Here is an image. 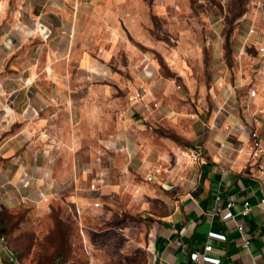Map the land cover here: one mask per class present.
Listing matches in <instances>:
<instances>
[{
	"label": "crops",
	"instance_id": "obj_1",
	"mask_svg": "<svg viewBox=\"0 0 264 264\" xmlns=\"http://www.w3.org/2000/svg\"><path fill=\"white\" fill-rule=\"evenodd\" d=\"M151 32L142 0H1L0 209L123 201L143 216L149 264H264L263 157L251 150V130L264 142L260 64L228 65L188 98L164 81ZM136 90L145 97L130 99ZM1 235L0 264H22ZM208 243L220 262L194 259Z\"/></svg>",
	"mask_w": 264,
	"mask_h": 264
},
{
	"label": "rangeland",
	"instance_id": "obj_2",
	"mask_svg": "<svg viewBox=\"0 0 264 264\" xmlns=\"http://www.w3.org/2000/svg\"><path fill=\"white\" fill-rule=\"evenodd\" d=\"M142 1L148 29L163 40V79L188 98L193 91L197 99L200 87L214 83L228 65L244 71L260 63L264 0ZM95 207L78 213L59 198L21 202L3 209L0 232L22 264H149L138 208L123 201Z\"/></svg>",
	"mask_w": 264,
	"mask_h": 264
},
{
	"label": "built area",
	"instance_id": "obj_3",
	"mask_svg": "<svg viewBox=\"0 0 264 264\" xmlns=\"http://www.w3.org/2000/svg\"><path fill=\"white\" fill-rule=\"evenodd\" d=\"M1 2V0H0ZM259 8L263 11L264 10V2L260 1L259 2ZM250 33H254L256 32V27L255 25L251 26L249 29ZM259 50L261 52V58H260V65H259V72L264 76V42L260 43L259 45ZM259 91L257 87H251L249 89V95L251 97H255L258 96ZM261 95L264 96V86L261 90ZM145 97V92L142 90H136L131 96L130 99H136V98H144ZM251 150H252V155L254 157H263L262 158V163H261V169H260V173H259V178L260 181L262 183L263 189H264V142L262 140V137L260 136V133L257 130H251ZM199 157V154L197 152L191 153V158L193 160H197ZM161 172V168L160 167H155L153 170L149 171L146 175V178L148 180H153L155 177V173ZM92 188H96L97 187V182L92 183L91 185ZM133 196L135 197L136 194H133ZM42 198L47 199V196L42 195ZM262 202L264 203V196L262 198ZM94 206H99L100 205V201L95 200L94 201ZM231 205L232 202H229L227 207L222 211L221 213V218L222 219H226L228 217H232L233 216V212L231 209ZM251 207L248 205V202H246L245 207L243 208L242 212L244 214H247L250 211ZM238 227L239 230L241 231V236H242V241L243 244L245 246H248L250 240H251V234L250 232L246 229L244 222H238ZM210 234L212 236H216L219 238H225L226 234L225 233H221V232H217V231H210ZM1 238L5 241V236L1 235ZM213 248L212 244H206L205 245V251H201V250H197L193 253V257L194 259L198 260V259H203V260H208V261H213V262H220V258L218 257H214L212 255H210L208 253L209 250H211Z\"/></svg>",
	"mask_w": 264,
	"mask_h": 264
},
{
	"label": "trees",
	"instance_id": "obj_4",
	"mask_svg": "<svg viewBox=\"0 0 264 264\" xmlns=\"http://www.w3.org/2000/svg\"><path fill=\"white\" fill-rule=\"evenodd\" d=\"M4 210L0 209V226H2V224L4 223L3 221V215H4Z\"/></svg>",
	"mask_w": 264,
	"mask_h": 264
}]
</instances>
